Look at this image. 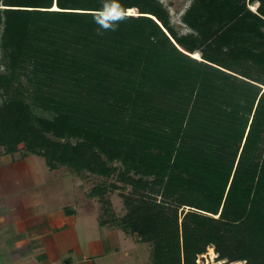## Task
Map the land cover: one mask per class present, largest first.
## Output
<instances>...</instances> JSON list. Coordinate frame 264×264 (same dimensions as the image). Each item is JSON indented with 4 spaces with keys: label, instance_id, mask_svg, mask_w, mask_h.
Returning a JSON list of instances; mask_svg holds the SVG:
<instances>
[{
    "label": "trees",
    "instance_id": "16d2710c",
    "mask_svg": "<svg viewBox=\"0 0 264 264\" xmlns=\"http://www.w3.org/2000/svg\"><path fill=\"white\" fill-rule=\"evenodd\" d=\"M255 2L194 0L182 17L193 32L180 34L160 0H121L137 14L99 36L100 0H0V147L116 179L92 198L130 188L118 226L153 245V264H198L211 246L264 264Z\"/></svg>",
    "mask_w": 264,
    "mask_h": 264
},
{
    "label": "crops",
    "instance_id": "0c3cea01",
    "mask_svg": "<svg viewBox=\"0 0 264 264\" xmlns=\"http://www.w3.org/2000/svg\"><path fill=\"white\" fill-rule=\"evenodd\" d=\"M63 169L0 147V264H153L150 243L102 219L75 190L56 192L52 177Z\"/></svg>",
    "mask_w": 264,
    "mask_h": 264
},
{
    "label": "rangeland",
    "instance_id": "374dc122",
    "mask_svg": "<svg viewBox=\"0 0 264 264\" xmlns=\"http://www.w3.org/2000/svg\"><path fill=\"white\" fill-rule=\"evenodd\" d=\"M160 1L168 9L170 13V17H171V22L180 34H189L193 32L183 23L182 17L184 13L192 5L194 0H160ZM248 5L251 10L256 11L254 9L256 6V2L249 3V0H248ZM127 14L135 15L137 14V11L130 10ZM196 54H198L200 58H197L193 55L194 58L201 59V54L199 52H197ZM2 57H3V54L2 52H0V61L2 60ZM0 71L1 72L6 71V67L3 63H1L0 65ZM23 81L27 82V79L24 78ZM5 98H6L5 95L2 96V98L0 99V104H2L5 101ZM36 111L40 115L49 116L48 114L40 110L36 109ZM68 171H69L68 168H65L53 175L52 178L54 182L52 186L53 188H55L56 192L57 191L59 192V190L62 191V189L65 191L67 189L69 192L71 191L73 192L75 190L74 192L77 196L73 198L75 199L77 198V200L85 199L87 201L86 207L90 208L92 211H95V212L98 211L102 219H104L105 221L113 222L112 223L113 225L118 226L119 220L122 219L128 211L125 205V200H124L123 195L129 194L130 188H128L127 190L123 189V190L111 191L104 198L94 199L90 197V193L95 187L97 186L111 187L113 183L117 182L116 179L115 178L104 179V178L96 177L95 175H89V174L84 176V178L75 176L73 174H72L73 176L71 175L72 177H70L68 176L69 175ZM75 185L77 186L75 187ZM147 246L151 248L150 252H152L153 245L150 243V244H147ZM209 248L207 249V252L204 255H200L198 257L197 259L198 264H219V263L228 264L229 263L227 260H220L218 254H217V257L215 258L217 262L216 263L215 261L213 262L211 260V257L208 255V253L210 252ZM241 264H245V262H241Z\"/></svg>",
    "mask_w": 264,
    "mask_h": 264
},
{
    "label": "clouds",
    "instance_id": "9594fccd",
    "mask_svg": "<svg viewBox=\"0 0 264 264\" xmlns=\"http://www.w3.org/2000/svg\"><path fill=\"white\" fill-rule=\"evenodd\" d=\"M101 6L93 13V22L97 25L96 34L115 32L119 25L128 19L127 9L121 0H100Z\"/></svg>",
    "mask_w": 264,
    "mask_h": 264
},
{
    "label": "bare ground",
    "instance_id": "6f19581e",
    "mask_svg": "<svg viewBox=\"0 0 264 264\" xmlns=\"http://www.w3.org/2000/svg\"><path fill=\"white\" fill-rule=\"evenodd\" d=\"M258 6H259V3L256 2V6L254 9L257 10ZM133 13H134V11H133ZM194 56L197 58H200L198 54H195ZM209 249H210V252L208 253V255L211 257V260L213 262L215 261V263H216L217 261L215 260V258L217 257V253L215 252L214 247L211 246ZM219 264H223V263H219ZM228 264H241V262H233V263L229 262Z\"/></svg>",
    "mask_w": 264,
    "mask_h": 264
},
{
    "label": "water",
    "instance_id": "95a60500",
    "mask_svg": "<svg viewBox=\"0 0 264 264\" xmlns=\"http://www.w3.org/2000/svg\"><path fill=\"white\" fill-rule=\"evenodd\" d=\"M2 8H4V7H2Z\"/></svg>",
    "mask_w": 264,
    "mask_h": 264
}]
</instances>
